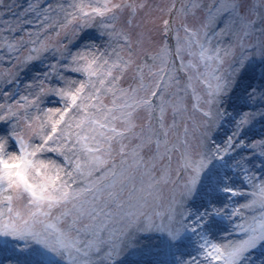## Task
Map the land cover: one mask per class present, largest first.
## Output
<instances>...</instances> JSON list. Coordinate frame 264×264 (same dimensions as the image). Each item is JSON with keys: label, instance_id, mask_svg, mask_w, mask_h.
Returning <instances> with one entry per match:
<instances>
[{"label": "snow or ice", "instance_id": "snow-or-ice-1", "mask_svg": "<svg viewBox=\"0 0 264 264\" xmlns=\"http://www.w3.org/2000/svg\"><path fill=\"white\" fill-rule=\"evenodd\" d=\"M258 118L264 0H0V264H264Z\"/></svg>", "mask_w": 264, "mask_h": 264}, {"label": "rangeland", "instance_id": "rangeland-1", "mask_svg": "<svg viewBox=\"0 0 264 264\" xmlns=\"http://www.w3.org/2000/svg\"><path fill=\"white\" fill-rule=\"evenodd\" d=\"M249 107L247 101L245 99H241L239 102H231L229 104V111L233 113V117L238 114L242 109L247 110ZM231 119L230 117L228 120L225 121V123L222 125L221 131L217 133V141L221 142L223 137L227 135L231 131ZM245 137L248 140L254 139V138H260L261 136H264V120L257 119L255 123H253L244 133ZM226 161H214L212 163L211 172L217 174V184L222 185L224 181V174L230 173V169L226 168ZM261 161L260 158H256L253 162V168L258 174H264V167L260 166ZM209 173L205 174V180H207V176ZM231 183L239 184L240 178L238 175L232 174L231 175ZM222 193L217 197V202L224 201L225 197ZM197 206H202L198 204ZM218 223L220 226L227 230L229 228V225L226 221L223 219H219ZM2 243V242H0ZM260 249L256 250V253L254 254V259H259L260 256ZM34 255H39L41 257L47 258L48 254L43 252L42 250L34 249L32 251L23 253L21 255V259H27L31 258ZM136 257L142 258L145 261V264H169L170 261V251L166 244L165 239L160 236L159 234H156V239L154 244L146 251L142 253L135 254ZM151 261V262H149Z\"/></svg>", "mask_w": 264, "mask_h": 264}]
</instances>
